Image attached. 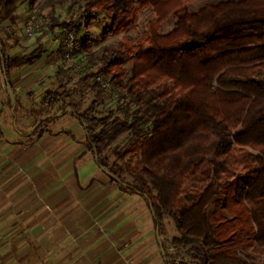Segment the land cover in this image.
Masks as SVG:
<instances>
[{
	"label": "trees",
	"instance_id": "trees-1",
	"mask_svg": "<svg viewBox=\"0 0 264 264\" xmlns=\"http://www.w3.org/2000/svg\"><path fill=\"white\" fill-rule=\"evenodd\" d=\"M68 1L42 0L38 9L50 12L40 39L57 28L79 32L93 11L110 18L99 39L136 22L132 0H80L76 20L59 19L54 8ZM192 1L143 0L154 13L145 39L104 44L100 55L88 51L99 39L82 36L75 55L84 53L89 66L80 85L94 68V100L82 110L75 98L47 89L30 134L50 133L41 118L56 106L69 109L97 166L121 190L145 199L158 234L170 218L171 243L189 251L191 264H264V0H221L189 11ZM17 7V0H0V18L12 20ZM170 17L172 28L161 33ZM43 52L39 42L8 56L0 36V72L12 92V71ZM97 76L122 105L136 106L131 115L97 116L105 94ZM124 131L130 136L114 154L128 161L110 164L103 150Z\"/></svg>",
	"mask_w": 264,
	"mask_h": 264
},
{
	"label": "crops",
	"instance_id": "crops-1",
	"mask_svg": "<svg viewBox=\"0 0 264 264\" xmlns=\"http://www.w3.org/2000/svg\"><path fill=\"white\" fill-rule=\"evenodd\" d=\"M43 45L38 61L10 75L20 98L43 80L42 71L61 65ZM21 47L16 42L12 53ZM44 94L31 98L39 102ZM72 118L76 140L84 142ZM45 134L35 152L24 144L0 152V165L8 163L7 180L0 178V264H168L145 199L111 182L89 151L65 152L59 135Z\"/></svg>",
	"mask_w": 264,
	"mask_h": 264
},
{
	"label": "rangeland",
	"instance_id": "rangeland-1",
	"mask_svg": "<svg viewBox=\"0 0 264 264\" xmlns=\"http://www.w3.org/2000/svg\"><path fill=\"white\" fill-rule=\"evenodd\" d=\"M17 1L18 7L14 18L12 20H2L0 18V36L5 42L6 54L8 56H12L16 52H28L36 47L39 42H43L47 46L48 51L53 50L52 52L55 53L59 59L62 52L60 51L59 43L62 44V36L64 33L63 28H57L53 33H49L44 36V41L40 39V34L45 28L37 31L32 37H27L23 32L24 23L29 15L33 13L42 14L49 21L48 14L50 9H38L42 0ZM74 1L75 0H69L68 3L62 6H56L54 8L55 16L59 19H65L67 21L76 20L77 14L80 11L78 7L82 5V2L77 0V3L73 4ZM219 1L221 0H194L187 4V8L189 11H197L206 3H216ZM71 4L73 6L69 7ZM132 4L137 9L135 24L127 30L114 36L107 37L106 39H99V35L101 34L103 28L110 23V18L105 13L93 11V17L90 19L89 24L85 25L82 23L79 32L75 31L79 40L86 34L90 35L92 39H99L98 43L88 47L89 52H92L95 55H100L104 44L116 43L126 39V37H130L134 42L143 41L145 39L148 24L154 19V13L150 6L143 4V0H132ZM173 23L174 20L171 17L163 21L161 23L160 32H168L172 28ZM65 29L70 30L71 28ZM71 30L74 31V29ZM18 41H20L22 47L12 53V47H14V44ZM77 58V64L74 67H63L59 65L58 62L54 69L47 72L42 71L44 74L40 78H43V80L40 79V82L35 81L33 86L30 85L24 88V91H27L26 95H24L26 96L25 98H20L5 85L0 72V152H12V145L18 146L21 144L26 145L28 150L33 148L32 150L35 152V148H37L35 144H38L42 138L46 136L44 133L42 137L35 138L34 135L30 134L33 124L36 122L40 112V101L38 102L36 98H31L35 91L53 89L62 92V94H68L67 98H75L76 102H78V108L82 110L90 105L95 98L96 92V87L94 86V68L89 70L92 74L89 76L86 84L80 85L82 73L85 68L89 66V63L87 62L86 55L84 53L78 55ZM57 69L64 72L58 73ZM127 70L129 71V67H127ZM22 74L23 73H21V75ZM104 91V98L102 103L98 106L97 116L103 117L109 114V112L114 111V116L120 118L123 116L122 113L131 115V113L135 110L136 106L132 104L129 106L122 105L123 101L120 99L119 94H117L112 88ZM50 114L51 117H46L44 115L45 117L43 116L41 118V125L44 128H48L51 131V135H59V145L64 144L62 150L65 152H88L84 147L83 140H76L78 133L75 131L73 124L75 123L74 125L76 126L77 124L70 116V110L68 109L65 112H61L58 110V106H56L51 109ZM72 133H75L73 134L74 137L68 135ZM129 136V131H124L120 133L115 140L107 143L103 150V155L108 158L110 164H122L128 161L129 155L125 156L123 160H119L116 158L114 151L120 148L128 140ZM51 152H55V150H51ZM134 160L135 159L131 160L130 163L133 164ZM7 166L8 163L6 160L0 165V178L4 181L7 180L8 177ZM123 177L127 180L131 179V177L126 173L123 174ZM148 209L151 214L149 207ZM10 219H12V217L10 218V215H8V220ZM162 222L163 231L157 236L162 250L166 252L164 255L165 260H172V264L174 261H179V264H181L182 261L189 262L191 264L192 259L189 251H187V249L174 246L171 243V239L174 235H176V231L170 218L164 217Z\"/></svg>",
	"mask_w": 264,
	"mask_h": 264
},
{
	"label": "built area",
	"instance_id": "built-area-1",
	"mask_svg": "<svg viewBox=\"0 0 264 264\" xmlns=\"http://www.w3.org/2000/svg\"><path fill=\"white\" fill-rule=\"evenodd\" d=\"M47 24L48 20L44 15L33 13L27 17L23 26V32L27 37H32L37 31L45 28ZM63 32V47L60 54V64L63 67H74L77 64L78 55H75V53L79 50L80 40L75 31L71 29L68 30L63 28ZM96 80L100 82V85L104 90L111 89L109 83L102 81L100 76H97ZM166 262L172 264V260L166 259ZM173 264H179V261H174Z\"/></svg>",
	"mask_w": 264,
	"mask_h": 264
},
{
	"label": "water",
	"instance_id": "water-1",
	"mask_svg": "<svg viewBox=\"0 0 264 264\" xmlns=\"http://www.w3.org/2000/svg\"><path fill=\"white\" fill-rule=\"evenodd\" d=\"M7 85V84H6ZM7 87L9 88V86L7 85ZM156 233H157V235H158V232H157V227H156Z\"/></svg>",
	"mask_w": 264,
	"mask_h": 264
}]
</instances>
